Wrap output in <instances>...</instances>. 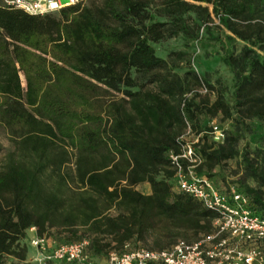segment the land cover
<instances>
[{
    "label": "trees",
    "instance_id": "trees-1",
    "mask_svg": "<svg viewBox=\"0 0 264 264\" xmlns=\"http://www.w3.org/2000/svg\"><path fill=\"white\" fill-rule=\"evenodd\" d=\"M79 1L44 15L0 3V126L15 148L0 170V262L30 227L40 236L57 230L59 243L87 239L93 259L132 239L163 249L210 233L215 214L172 191L167 152L178 148L184 118L200 131L208 128L202 113L234 114L222 144L203 139L198 170L216 177L210 171L237 154L246 120L264 118V56L256 51L264 48V0ZM211 14L226 31L221 60L236 79L232 103L221 90L211 103L186 97L185 77L154 47L179 33L193 38ZM184 75L213 90L195 71ZM68 148L72 171H64ZM244 159L255 185L233 184L264 218V155ZM143 182L150 194L135 189Z\"/></svg>",
    "mask_w": 264,
    "mask_h": 264
},
{
    "label": "built area",
    "instance_id": "built-area-1",
    "mask_svg": "<svg viewBox=\"0 0 264 264\" xmlns=\"http://www.w3.org/2000/svg\"><path fill=\"white\" fill-rule=\"evenodd\" d=\"M79 0H0V3L32 15L53 13ZM200 93L208 92L202 84ZM227 128L212 122L207 130H196L184 118V129L178 136V148L167 152L177 192L198 201L215 214L212 231L194 241L177 240L163 249H150L125 243L121 251L112 250L102 264H264V218L251 208L249 198L233 183L221 182L199 172L203 163L201 146L204 136L214 145L222 144ZM35 230V227H30ZM35 247V260L67 264H96L90 256L88 240L56 243L46 236L30 240Z\"/></svg>",
    "mask_w": 264,
    "mask_h": 264
},
{
    "label": "rangeland",
    "instance_id": "rangeland-1",
    "mask_svg": "<svg viewBox=\"0 0 264 264\" xmlns=\"http://www.w3.org/2000/svg\"><path fill=\"white\" fill-rule=\"evenodd\" d=\"M92 0H81L79 1L83 5H89ZM205 5V4H202ZM208 10L211 11V5H208ZM194 16V14H191ZM207 27H200L198 32L193 38L183 36L179 33L174 36L166 37L155 43L156 54L163 57L167 63L168 67L171 68L173 72L181 77H185V88L184 95L186 97L192 95L193 93H198L202 95L200 98H205L208 96L209 102L214 100L215 94L218 90H221L225 98L232 103L233 91L236 84V79L230 68L223 63L221 56L224 55V50L221 47V40H223V35L226 32L222 27L218 25L217 18L211 14L210 19L206 22ZM216 37V38H214ZM243 46V42L237 40L233 43L234 53H238ZM257 53L264 56V48L256 49ZM195 71L202 79L206 80L213 90L207 87L208 92L200 93L199 89L201 84L192 83L189 77L184 75L186 71ZM22 86H25L24 79L21 77ZM204 84V83H203ZM153 85H147L146 88H153ZM119 96L118 92L110 91L107 95ZM104 100V97L101 98ZM199 118L203 121L202 126H209L212 122L222 124L230 131L234 125V114L232 117H225L220 112L215 115H210L209 113H202ZM244 132L241 135L237 144V154L233 157L226 159L216 166L210 174L217 175L212 179H216L221 182V186H225L231 183H240L243 185L254 186L255 182L249 175V170L245 161V157H248L253 162L262 161V156L264 155V118L262 119H247ZM10 134L6 132L0 126V170L4 168L7 161V154L9 151L14 150V145L11 141ZM205 142L208 144L210 142L209 138H205ZM71 151V163L65 166L64 171L73 170L74 161V151ZM165 172H160L158 178L164 177L168 179ZM225 179V180H223ZM136 190L143 194H150L151 188L149 183L143 182L139 183ZM172 191L176 192L173 186ZM22 241L19 243V248H16L14 255H6L0 264H41L35 260V253H30L29 241L27 232ZM36 231V230H35ZM52 236H46L51 241L52 244H56L65 241L64 236L58 234L57 230H51ZM85 239V238H84ZM181 240H184L180 238ZM179 240V239H178ZM187 241V240H184ZM188 241H194L188 240ZM130 245L137 246L143 245L146 247H152V240L148 238L146 242L142 240L132 239L130 240ZM22 249H25V256L20 258L22 254ZM113 250V249H112ZM110 250V251H112ZM109 251V252H110ZM106 255H99L94 257V262L96 264H102L105 260ZM44 264H64L63 262H46Z\"/></svg>",
    "mask_w": 264,
    "mask_h": 264
},
{
    "label": "crops",
    "instance_id": "crops-1",
    "mask_svg": "<svg viewBox=\"0 0 264 264\" xmlns=\"http://www.w3.org/2000/svg\"><path fill=\"white\" fill-rule=\"evenodd\" d=\"M35 235H36V231L35 230L29 229V231L27 232V236H28L29 239H32ZM29 249H30V253H33L34 254L36 252L35 247L32 246V244H31L30 241H29ZM64 264H67V263H64Z\"/></svg>",
    "mask_w": 264,
    "mask_h": 264
}]
</instances>
